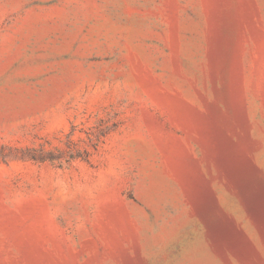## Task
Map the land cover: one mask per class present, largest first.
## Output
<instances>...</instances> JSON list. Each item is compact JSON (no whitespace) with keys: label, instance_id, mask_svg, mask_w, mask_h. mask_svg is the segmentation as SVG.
<instances>
[{"label":"rangeland","instance_id":"1","mask_svg":"<svg viewBox=\"0 0 264 264\" xmlns=\"http://www.w3.org/2000/svg\"><path fill=\"white\" fill-rule=\"evenodd\" d=\"M0 264H264V0H0Z\"/></svg>","mask_w":264,"mask_h":264},{"label":"trees","instance_id":"2","mask_svg":"<svg viewBox=\"0 0 264 264\" xmlns=\"http://www.w3.org/2000/svg\"><path fill=\"white\" fill-rule=\"evenodd\" d=\"M31 156H32V158L34 160H37V161H44L45 159H47L45 156H42V155H36V154H34V155H31Z\"/></svg>","mask_w":264,"mask_h":264}]
</instances>
